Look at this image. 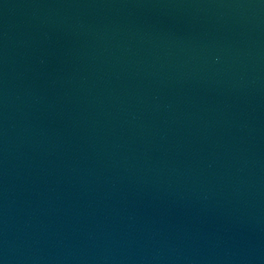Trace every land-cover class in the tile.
<instances>
[{
	"label": "water",
	"instance_id": "1",
	"mask_svg": "<svg viewBox=\"0 0 264 264\" xmlns=\"http://www.w3.org/2000/svg\"><path fill=\"white\" fill-rule=\"evenodd\" d=\"M0 264H264V0H0Z\"/></svg>",
	"mask_w": 264,
	"mask_h": 264
}]
</instances>
